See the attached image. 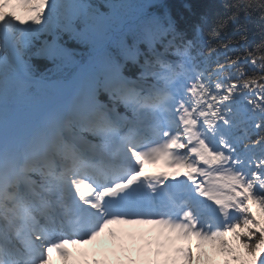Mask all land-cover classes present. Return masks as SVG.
Segmentation results:
<instances>
[{
	"label": "snow or ice",
	"instance_id": "6c2138e0",
	"mask_svg": "<svg viewBox=\"0 0 264 264\" xmlns=\"http://www.w3.org/2000/svg\"><path fill=\"white\" fill-rule=\"evenodd\" d=\"M155 7L133 21L123 3L0 0V264H52L53 251L67 264L65 245L114 224L202 242L162 264H202L203 243L224 257L207 264H264V27L255 41L239 22L264 25V0H223L190 31ZM65 68V102L20 143L9 102ZM146 160L185 171L146 175ZM118 250L84 264H125L107 258Z\"/></svg>",
	"mask_w": 264,
	"mask_h": 264
},
{
	"label": "trees",
	"instance_id": "16d2710c",
	"mask_svg": "<svg viewBox=\"0 0 264 264\" xmlns=\"http://www.w3.org/2000/svg\"><path fill=\"white\" fill-rule=\"evenodd\" d=\"M89 2L98 7L101 12H109V5L113 2L123 3L125 5L124 12L133 21L146 7V0H89ZM153 2L160 5V7L148 9L149 11L155 9L156 12L163 13L166 10L176 20L181 30L189 31L192 26L200 22L202 16L215 17L223 10L221 7L223 0H153ZM239 22L246 24L250 40L258 41L260 39L261 30L264 25H261L258 19L253 18L246 21L241 16ZM228 34L237 35L236 29L231 25L228 28ZM142 50H146V48H142ZM240 51L242 49L237 50L236 54H239ZM32 64L42 72L53 67L49 61L38 57L32 58ZM249 136L253 140L257 138L251 133H249ZM247 138L241 135L238 137V140H247ZM256 151L259 152V149H256ZM254 211H256L255 208Z\"/></svg>",
	"mask_w": 264,
	"mask_h": 264
},
{
	"label": "rangeland",
	"instance_id": "374dc122",
	"mask_svg": "<svg viewBox=\"0 0 264 264\" xmlns=\"http://www.w3.org/2000/svg\"><path fill=\"white\" fill-rule=\"evenodd\" d=\"M23 10H19L18 14L22 15ZM68 71V68H65L62 70L61 73H57V74H66V72ZM59 92L61 93L62 91L59 90ZM47 99H50L48 92L45 91L43 88L37 86H30L28 87L23 93H21L20 95L16 96L14 99H12L9 102L8 105V111L13 112L15 115H17V121L21 120L24 121L28 118H32L34 116V113L36 112L38 106L40 104H42L43 102L47 101ZM232 239V234H229V240L231 241ZM172 244H170L171 247ZM212 248L211 244H205L204 248H203V252L207 254V251H209V249ZM152 248H148L147 252H150ZM169 250V249H168ZM138 251L135 252V250L133 249L132 255L134 259H132L131 261H135V258L137 257ZM220 254H218V257ZM218 257H217V261H218ZM204 260L208 259V255L203 256ZM224 259V257H223ZM111 260L114 261V259L112 258ZM122 261L125 260V257L121 259ZM220 261V260H219Z\"/></svg>",
	"mask_w": 264,
	"mask_h": 264
},
{
	"label": "bare ground",
	"instance_id": "6f19581e",
	"mask_svg": "<svg viewBox=\"0 0 264 264\" xmlns=\"http://www.w3.org/2000/svg\"><path fill=\"white\" fill-rule=\"evenodd\" d=\"M123 233H120L119 234V236H121ZM112 239V238H111ZM109 240V241H112V240ZM124 239V238H123ZM71 245H73V244H71ZM73 248V247H72ZM124 250L122 251V253H126V254H130V252H131V248H129V247H124L123 248ZM58 254V253H57ZM207 255H208V260H213V261H217V257H218V252L213 248V246H212V248L211 249H209V251H207ZM219 259H220V257H219ZM219 259H218V261H219ZM58 262V263H57ZM54 264H65V259H64V257H62V256H60L59 254H58V258H57V261H55V263Z\"/></svg>",
	"mask_w": 264,
	"mask_h": 264
}]
</instances>
